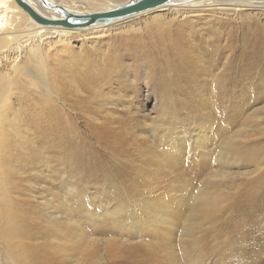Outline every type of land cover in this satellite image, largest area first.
Wrapping results in <instances>:
<instances>
[{"label":"rangeland","instance_id":"1","mask_svg":"<svg viewBox=\"0 0 264 264\" xmlns=\"http://www.w3.org/2000/svg\"><path fill=\"white\" fill-rule=\"evenodd\" d=\"M96 1L86 7L115 6L114 0ZM163 13L104 35L58 41L56 47L65 51L58 55L85 61L88 52L97 72L106 50L121 48L122 41L158 48V26L182 28V39L173 41L184 62L213 63L198 79L177 83L173 70H153L150 78L168 81L160 92L151 89L143 72L137 79L125 70L127 78H114L110 86L89 78L82 87L72 83L71 73L83 69L79 62H52L54 75L47 69L52 92L59 80L61 94L73 100L78 91L109 112L116 122L106 132L130 122L121 140L98 138L102 128H89L72 112L76 100L65 104L74 123L63 134L44 124L37 127L51 101L47 89L29 87L21 97L14 92L13 99L20 101H12L11 130L0 133V264H264V251L255 258L237 255L234 226L225 223L264 194V15L218 11L174 19ZM205 49H213V55L202 56ZM123 62L147 66L141 60ZM121 84H131L133 91L125 92ZM235 148L243 158L233 154ZM125 168L148 189L110 181ZM198 193L213 195L218 207L213 218L193 208ZM123 211L127 214L113 217ZM128 222L129 228L122 227Z\"/></svg>","mask_w":264,"mask_h":264},{"label":"bare ground","instance_id":"2","mask_svg":"<svg viewBox=\"0 0 264 264\" xmlns=\"http://www.w3.org/2000/svg\"><path fill=\"white\" fill-rule=\"evenodd\" d=\"M27 1L42 16L52 20L60 18L54 12L43 7L38 0ZM51 1L63 6L64 8L74 13H91L108 10L107 8L104 9L105 6L101 7L100 9H90L89 7H86V5L88 6L96 0ZM127 1L129 0H114L112 4L116 6V4H122ZM175 2L176 4L173 6L161 7L154 11L145 12L137 15L136 17H133L132 19L121 20L109 26H97L72 30L65 29L59 26H47L39 24L18 5L16 0H0V133H3V131L6 130L7 127L9 128L8 131L11 130L9 119L11 117L14 119L16 114L15 109H13V103L19 104L20 101L19 98L17 100L13 99V95L16 94L14 92L17 90V95H20L21 97L22 95H25V92L29 87H38L39 89L45 87L50 96L48 99L51 101L48 103L49 105L47 106L46 111L44 109L41 118L39 116L40 119L35 121L34 124L37 127H40L44 124L45 126L52 127L54 132L57 131V134H63V132L61 131L65 127L71 126L74 123L71 117H68L69 112H65V104H69L72 101L76 100L78 101V104H70L73 105L72 112H74L75 116L81 119L83 123L89 128L93 130L99 129L97 127L102 128V132L96 131L95 133L96 135H98V138H100L101 140H103L104 138L121 140L123 138V133L121 132V130H123V132L126 129L128 130L130 122H120V129L112 132H106L104 128H108L116 121H113V118H110L109 112H104L103 109H99L97 105L94 106L93 104H95L96 102L91 101L92 99L90 100L89 97H86V95L84 96L82 94H78V91V93L75 92V99L73 100V97H69L70 95L67 96L61 94V88L57 87L59 80H54V90L53 92L50 90L47 69H50V73L53 75L55 74L53 71L56 70V68H52V62H57L62 65L63 60L72 62L76 65H78L79 62V64L83 66V69L79 70L78 73H71L73 74L72 77L74 78L72 83H76L78 86L86 87V82L89 78H96L98 80L100 79L104 83V86H110L113 83L112 80H114V78H117L118 80H121V78L126 79L128 76L126 71L129 70V73L134 74L135 78L137 79L139 78V75H137V73L143 72L146 75V82L152 85L151 89L156 91L159 90L160 92L162 91V86L165 85L168 81L166 79H159V81H157L158 79L155 80V77L150 78V73L153 70H160L161 72H164L167 69H171L175 72L174 80L177 81V83H180L182 78H190V81L193 79H198L201 75H203L200 73V70H206L207 68L210 69V67L213 66V63H211V61L210 64H207L208 66L206 64L204 66H201L195 58L186 60L184 62V57H180V52H178L180 49L179 43L174 42L181 38L183 34L182 28L170 31V29L168 28L158 26V40H160L161 44L158 48L156 46L153 47L148 44L141 45L138 44V42L128 43L125 41H122L124 42L123 45H118V47L121 48L108 47L109 49L106 50L107 57L105 63L97 72L96 70L94 71L92 69L94 68V61L93 59H91V57H88L90 56V53L88 52L85 53V61L87 62L83 61V58L81 57H60L58 53H62L65 51L61 50V48L56 47V42L58 41L69 43L75 35H79L84 40L88 39L91 36L104 35L106 33H109L111 30H114V28L120 25L122 26V24L124 26V23L127 24V22H133L134 20H137L149 14H153L155 12H164L163 14L165 17H172L174 19L182 18L185 15L196 13L207 12L208 14H213L218 11L222 15L233 14L237 17L238 15L243 14V11L246 10L257 11L258 13L264 15V0H175ZM156 21H159V19H156ZM195 42L196 40L192 41L191 43H194L196 45ZM158 55L160 56V58L158 57ZM208 55H213V49H211L210 51L206 49L203 50L202 56ZM125 59H129L132 62L141 60L146 62L147 66H145V68H139L134 65V63L133 65H128L123 62V60ZM7 61L14 64L13 68H8L5 66V63ZM62 65H60V67ZM200 66L203 68H201ZM21 78H26L28 82H20ZM75 78L78 80H76ZM121 85V87L124 88L125 92L133 91L131 84ZM95 88H91L93 90L90 89V91L94 92L95 90L99 89ZM53 98L57 100L56 103L58 102L60 103V105H58V103L56 105L54 100H52ZM36 116L37 115H35L34 118L35 120L37 118ZM96 117H99L104 122L99 123ZM90 119L94 121L90 122ZM2 141V136L0 134V142ZM185 147V151L187 150L189 153L188 145H186ZM118 148L119 147H117V149ZM233 154L235 156H238L239 158H243V153L238 148H235V150H233ZM114 168H116V164L114 167H112V170H114ZM128 170L127 168L122 169V172H126L123 174L122 172H114V174H111V176L109 177L110 181L121 179V181L124 180L123 182H121L123 185L124 183H129V185L134 188H141L143 184L137 185V183L135 182V174L133 176L129 175V177ZM126 177H129L130 180ZM147 186L144 184L143 188L145 187V189H148L146 188ZM255 197L256 203H253L250 199L251 203L247 204L246 211L239 210L232 212V215H235L233 219L225 222L231 227L234 226V234L236 238H238V241L235 242V249L237 250L236 253L240 258L243 259H248L249 257L255 258L264 251V194H257L255 195ZM193 208L196 209V211L202 209L204 215L210 214V218H213L214 215L218 212V207L216 208L215 204H213V195L209 193H198L196 201L194 199ZM88 212L91 211L89 210ZM125 214H127L126 211L119 213L115 212L113 217L116 218L117 215L123 216ZM89 215L91 216V219L95 217L92 212L89 213ZM168 219L169 218L165 220ZM152 222H154V220ZM1 224L2 223L0 222V225ZM145 224L148 225L149 222H146ZM129 225L130 223L128 222L127 224H123L122 227L129 228ZM175 262L176 261H172V263Z\"/></svg>","mask_w":264,"mask_h":264},{"label":"water","instance_id":"3","mask_svg":"<svg viewBox=\"0 0 264 264\" xmlns=\"http://www.w3.org/2000/svg\"><path fill=\"white\" fill-rule=\"evenodd\" d=\"M16 1L18 5L37 23L47 26H59L72 30L97 26H109L121 20L132 19L145 12L176 4L175 0H129L105 11L74 13L51 0H38L43 7L60 17L56 20H52L39 14L27 0Z\"/></svg>","mask_w":264,"mask_h":264}]
</instances>
